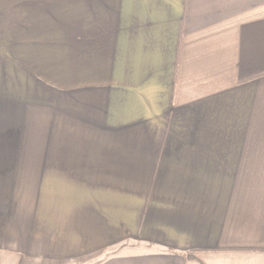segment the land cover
Here are the masks:
<instances>
[{
	"label": "crops",
	"instance_id": "crops-1",
	"mask_svg": "<svg viewBox=\"0 0 264 264\" xmlns=\"http://www.w3.org/2000/svg\"><path fill=\"white\" fill-rule=\"evenodd\" d=\"M0 264H264V0H0Z\"/></svg>",
	"mask_w": 264,
	"mask_h": 264
}]
</instances>
